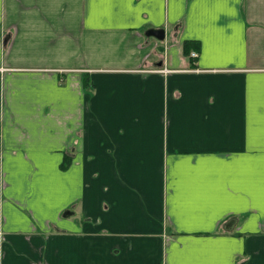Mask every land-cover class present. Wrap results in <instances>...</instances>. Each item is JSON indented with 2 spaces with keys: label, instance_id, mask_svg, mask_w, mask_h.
Wrapping results in <instances>:
<instances>
[{
  "label": "crops",
  "instance_id": "1",
  "mask_svg": "<svg viewBox=\"0 0 264 264\" xmlns=\"http://www.w3.org/2000/svg\"><path fill=\"white\" fill-rule=\"evenodd\" d=\"M0 264H264V0H0Z\"/></svg>",
  "mask_w": 264,
  "mask_h": 264
},
{
  "label": "water",
  "instance_id": "2",
  "mask_svg": "<svg viewBox=\"0 0 264 264\" xmlns=\"http://www.w3.org/2000/svg\"><path fill=\"white\" fill-rule=\"evenodd\" d=\"M148 37H154L158 40H164L165 39V31L164 30H151L147 33ZM235 221L229 223L228 227L229 229L233 228Z\"/></svg>",
  "mask_w": 264,
  "mask_h": 264
},
{
  "label": "rangeland",
  "instance_id": "3",
  "mask_svg": "<svg viewBox=\"0 0 264 264\" xmlns=\"http://www.w3.org/2000/svg\"><path fill=\"white\" fill-rule=\"evenodd\" d=\"M9 41V39H6L4 42L7 44V42ZM166 68H163V69H156V70H153V72H156V73H161V74H164V75H168L167 73L168 72H166Z\"/></svg>",
  "mask_w": 264,
  "mask_h": 264
},
{
  "label": "built area",
  "instance_id": "4",
  "mask_svg": "<svg viewBox=\"0 0 264 264\" xmlns=\"http://www.w3.org/2000/svg\"><path fill=\"white\" fill-rule=\"evenodd\" d=\"M191 58L197 59L198 58V54L196 52H192L191 53ZM166 72H170V70H166Z\"/></svg>",
  "mask_w": 264,
  "mask_h": 264
},
{
  "label": "trees",
  "instance_id": "5",
  "mask_svg": "<svg viewBox=\"0 0 264 264\" xmlns=\"http://www.w3.org/2000/svg\"><path fill=\"white\" fill-rule=\"evenodd\" d=\"M189 44H191V47H192V45H193L192 43H188L187 45H185V48H186L185 50H186V52H188L189 49L191 48V47L188 46Z\"/></svg>",
  "mask_w": 264,
  "mask_h": 264
}]
</instances>
